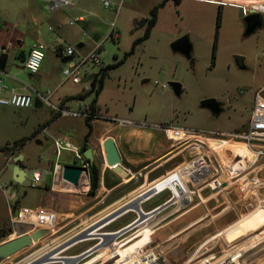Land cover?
<instances>
[{"label":"rangeland","instance_id":"rangeland-1","mask_svg":"<svg viewBox=\"0 0 264 264\" xmlns=\"http://www.w3.org/2000/svg\"><path fill=\"white\" fill-rule=\"evenodd\" d=\"M109 1L107 7L101 0H74L71 8L51 12L42 0H0V43L3 30L9 31L10 28L20 32L23 43V47L19 44V48L7 46V74L38 90L55 88L50 100L59 104L64 98L68 108L76 109L81 103L89 105L93 97L91 77L88 75L113 62L117 63L107 68L97 94L95 106L98 117L108 122H114L113 116L129 119L133 121L129 127L150 131L144 140L148 152H155L168 143L164 133L154 124L205 130H231L245 125L252 90L264 86V26L260 25L250 33L244 32L242 4H249L251 0H165L157 7L155 22L147 36L136 42L146 27V21L142 25H137V21L149 18L152 6L161 0ZM260 1L256 0L253 5H259ZM217 7L220 9L218 27L215 25ZM78 15L84 19L67 22ZM262 18L264 20V14ZM11 23L14 25L9 27ZM50 26L53 28L50 29ZM184 34L191 44L189 56L170 48V42ZM34 40L45 45L38 80L20 66L19 50L26 52ZM80 42L83 45L79 47L77 44ZM64 45H70L79 54L97 46L100 64H83L80 76L84 80L79 83L70 80L60 82L63 78L62 61L56 47ZM236 55L243 56L244 68L236 64ZM4 80L7 83L20 82L9 76H4ZM169 81L179 82V93L170 87ZM207 97L221 103V110L215 116L207 107L200 105V101ZM55 114V110L46 104L24 108L0 104V181L11 183L5 188V193L14 192L17 206L33 208L42 205L57 212L54 227H31V224L20 223L23 231L33 228L39 235L29 245L0 258V264H58L55 260L64 257L61 255L79 254L100 237L111 242L115 236L113 231L127 224L137 213L140 218L146 213L153 215L161 206L149 210L150 206L168 196V191L163 190L153 197L146 185L138 187L139 180L134 181L133 178L110 191L100 186L99 182L93 195L87 193L89 178L84 174L83 178L88 183L84 190L77 186L64 189L52 185L50 169L53 163L77 164L71 149L62 148L55 152L54 138L64 134L73 138L86 126L82 116L61 115L41 130L42 123L45 124ZM36 128L39 130L34 132ZM21 139H24L23 142L16 147L14 141ZM15 153L24 155V163L20 166L26 171L21 182H15L12 177V165L15 163L12 156ZM237 153L245 155L242 149H238ZM186 154H189V149ZM87 167L89 170V165ZM32 169L45 171L35 185L29 182ZM83 178L79 183L84 182ZM240 203L235 208L220 211L217 222H222V225L218 237L213 238L217 233L209 234L199 243H193L183 239V235H177L173 236L172 239H176L171 244L166 241L157 243L154 236L163 234L168 227L155 231L156 225L150 217L115 240L121 241L111 242L114 247L111 253L117 251L122 254L136 249L142 256V264L152 262L154 253L158 255L160 264H209L210 257L235 248L239 250L245 240L257 233L264 235V210L250 213L252 209L240 208ZM138 205L145 212L138 210ZM188 207L193 208L190 214L201 209L195 202ZM187 208L172 210L167 207L157 215L172 210L163 219L165 221ZM9 224L7 200L0 190V243L16 235V229L13 231ZM207 230L208 227H200L191 236L198 238ZM205 243L206 247L200 249ZM242 250L236 264H260L264 241L260 243L256 239ZM212 252L214 255L211 256ZM101 253V249L97 250L81 264H92L107 257L106 262L109 256Z\"/></svg>","mask_w":264,"mask_h":264},{"label":"built area","instance_id":"built-area-1","mask_svg":"<svg viewBox=\"0 0 264 264\" xmlns=\"http://www.w3.org/2000/svg\"><path fill=\"white\" fill-rule=\"evenodd\" d=\"M101 1L107 7L110 5L109 0ZM255 1H249V4L240 3L242 4L244 15L254 11L261 15L264 14V0H261L259 5H253ZM42 2L45 8L51 12L69 9L74 4V0H42ZM83 19L82 15H78L67 22L74 23ZM49 28L52 29L53 27L50 26ZM44 48L45 45L37 40L32 41L27 48V52L22 59V65L30 74L37 73L44 57ZM56 48L60 57H69L67 60L62 61L61 72L63 78L60 82L65 80H70L72 83L81 82L83 80L80 76L83 64H100L101 61L99 54L96 52L97 46L85 54L77 53L70 45ZM0 52L8 54L7 46L0 45ZM7 75L5 68L0 69V104L2 105H11L15 108L29 107L33 106L34 97H37L41 104L51 107L58 116L79 115L84 118L88 116L95 117V115L91 114L89 105L85 103L79 104L76 109H70L61 103H53L50 97L55 88L38 90L31 87L27 92L18 91L4 80L3 76ZM111 118L117 125L133 123L132 120L116 116ZM154 127L161 129L164 135L171 139L174 144H180L188 148L190 154L188 159L174 170L146 187L151 191L152 196L163 190L168 191V196L154 206H161L158 212L167 207L172 208V210L187 208L195 201V198H212L218 203L217 206L220 209L235 208V205L241 202L238 206L240 208L264 210V86L252 90L249 116L243 127L231 130H205L202 128L160 124H154ZM44 129L42 128L41 130ZM168 130H171L173 134H168ZM54 146L56 153L62 148H69L74 151L77 149L65 135L60 138H54ZM238 149L244 150L245 155L242 156L237 153ZM62 165L58 162L53 163L52 169H50L52 185L61 186L64 189H69V186L74 187L61 177ZM23 168L26 171L25 167ZM44 173L45 171L32 169L30 185H35L40 181ZM83 174L88 177V173ZM83 174L79 182L83 178ZM85 177L83 178L84 182L88 185ZM9 185L11 183L0 181V190L7 200L9 225L13 231L16 229L15 232H17L18 228H21L19 227L20 223L31 224V227L38 225L54 227L57 224V212L55 210L42 205L33 208L17 206L14 203L16 200L14 192L5 193V188ZM10 201H13V203L11 204ZM138 210L145 212L139 205ZM150 216L152 215L146 213L145 217L140 218L137 213V216L131 221L113 231L115 236L111 242L121 241L122 239L115 240L123 232L147 220ZM31 230L33 228H29L25 232L29 233ZM100 242L103 243L99 245ZM111 242L100 237L94 245L84 249L81 253L72 256L61 255L64 257L55 261L58 264H81L86 257L101 249V254L109 256L107 261L104 262L107 258L105 257L99 261L95 260L92 264H142V256L138 250L133 249L122 254H118L117 251L111 253V250H114ZM93 247L95 248L92 249ZM238 251L236 253L230 251L216 257L212 256L209 264H236L243 250ZM109 252L111 253L110 255ZM160 263L158 255L155 253L152 262L147 263L145 261V264ZM162 264H165V262Z\"/></svg>","mask_w":264,"mask_h":264},{"label":"crops","instance_id":"crops-1","mask_svg":"<svg viewBox=\"0 0 264 264\" xmlns=\"http://www.w3.org/2000/svg\"><path fill=\"white\" fill-rule=\"evenodd\" d=\"M215 1L219 2L220 0H215ZM13 25L14 23H11V26L9 27H12ZM3 31H4L2 32L3 40L2 43H0L1 46H16V42H17L20 43L21 47H23L22 37L19 31H17L15 28H10L9 31H5V30ZM80 43H81L80 46H82L83 43L82 42ZM26 52H23V54L20 56L21 61ZM60 61H61V57H60ZM7 76L20 81L17 83L14 81L8 82L9 85L13 86L18 91L27 92L32 87L29 84H27L25 81L16 78L14 75L8 74ZM32 77L35 80H38L40 79V73L37 71V73L32 74ZM60 103L66 105L65 99L62 98L60 100ZM95 112L97 114V117H94L89 121L90 131L87 136L86 146L92 147V153L95 155L94 163L96 166H98L100 171V180H99L100 186H102L107 191L113 190V188L123 184L129 178H133L134 181L139 180L138 187L141 185L148 186L152 182L159 179L160 177L174 170L178 165L186 161L188 159V155H190V154H186L188 148L180 144H174V142L171 139L167 138L166 136L165 138L168 139V143L165 144L164 147L158 149L155 152H148L145 148L144 140H145V135L150 134V131H146L145 129L138 127H129L131 126L130 124L117 125L114 122L101 120L99 118L100 116L98 117L97 110ZM59 117L60 116H56L55 118L48 120L45 124L42 123L41 125L42 127L40 129L48 127ZM86 131H87V125L85 126L84 130H82L79 133L78 136H75L73 138H71L67 134H64L65 136L68 137L69 142L77 147L76 151L72 150L74 152L75 158L76 155L82 151V143L84 141L83 136L86 133ZM108 136L113 138L120 156V162L118 165L121 167V170L118 172L114 171L111 165H107L106 163L101 162L99 159L100 156L102 155L101 143ZM37 141L39 142V140ZM16 154L18 153H15L13 156H15ZM9 157L10 156L7 155V160L10 159ZM21 160L24 163V155ZM76 160H77L76 162L77 164L81 163L80 159H76ZM85 186H86L85 182H82L79 184L78 187L84 190ZM153 197H155V195ZM161 201L155 202L154 204H152V206H150L149 209L151 210L156 208L154 206L158 205ZM194 202L197 204V206H200L201 208L200 211H197L194 214H190L193 208L188 207L186 210L180 212L179 214L165 221L163 219L166 218L169 214H171L172 210L162 215H157L158 212L157 211L156 214L154 213V215L150 216L154 221L153 224L156 225L155 231H158L161 228L168 227L163 234L154 236L157 239V243L166 241L168 242L167 244H171L176 239V238L172 239L174 238L173 236H177V235H179L180 237H182L181 235H183L184 236L183 239H189L193 243L196 242L199 243L202 239L206 237L205 235H209V234L217 233V235L214 236L213 238L218 237V232L222 225V222H217V218L221 216L220 211H222V209L220 210V208L217 206L218 203H216V201L212 198H205V199L195 198ZM130 205L135 206L132 203H130ZM129 208L130 207H128V209ZM253 211L254 210H250V213ZM156 215L158 217H155ZM162 220L164 222H162ZM203 226L208 227L209 230L201 234L198 238L195 237L192 238L191 236L192 233ZM31 232L34 234L36 233L35 235L38 234V231H35V229L31 230L29 233ZM260 237L261 238L259 239V242L262 243L264 241V235ZM32 240H34V237H32ZM209 241H207L206 243H208ZM206 243L202 247H200V249L203 248L206 245ZM233 251L238 252V249L235 248L232 250V252ZM261 252H263V256L261 258L262 261L260 264H264V250H262ZM212 253L213 254H211V256L214 255V252ZM208 256H210V254ZM208 256H206V258H208Z\"/></svg>","mask_w":264,"mask_h":264},{"label":"water","instance_id":"water-1","mask_svg":"<svg viewBox=\"0 0 264 264\" xmlns=\"http://www.w3.org/2000/svg\"><path fill=\"white\" fill-rule=\"evenodd\" d=\"M245 20V33H250L256 27L262 25V21L260 19V14L256 11L250 12L244 15ZM146 19H141V21H137V25H142ZM81 43H78L77 46H80ZM170 48L173 51H179L187 56H189L191 50V44L188 40L187 35H181L180 37L174 39L170 42ZM69 57H61V61L67 60ZM7 61V53L0 52V69H4ZM235 61L238 67L244 68L245 65L243 63V56L236 55ZM23 67V65H20ZM93 73H90L88 77H91ZM84 80V79H83ZM170 87L176 92L180 91V84L177 81H169L168 83ZM41 105V101L34 97L33 106L39 107ZM200 105L207 107L211 113L215 116L221 110V103L217 101L213 97H207L200 101ZM102 155L100 156V161L106 163L107 165H111L113 170L118 172L121 170V167L118 165L120 162V156L114 140L112 137H106L102 143ZM95 155L92 153V147L86 146L76 155V159H80V164H63L61 170V177L72 184L74 187L78 186L79 179L83 173H87L88 167L87 165H92ZM23 158V154L18 153L12 157L15 162L12 165V177L15 182H21L25 175V170L23 167L17 163L18 160ZM36 231V230H35ZM36 234V233H35ZM35 235L34 238H36ZM32 242L31 234L23 231L21 228H18L16 235L8 238L7 240L0 243V258L10 255L11 253L21 249L24 246L29 245Z\"/></svg>","mask_w":264,"mask_h":264},{"label":"trees","instance_id":"trees-1","mask_svg":"<svg viewBox=\"0 0 264 264\" xmlns=\"http://www.w3.org/2000/svg\"><path fill=\"white\" fill-rule=\"evenodd\" d=\"M175 1L178 2L179 0H175ZM164 2H165V0H161L159 3H157V4L152 6V8L150 9V17L146 19V27H145L143 35L141 37H139L138 39H136L134 42H136V41H138V40H140V39H142V38L147 36L150 27L155 22L157 7L162 5ZM219 23H220V9H219V7H217V11H216V15H215V25H216V27L219 26ZM215 40H216V37H214L213 42H212V49H211L212 58L214 56ZM116 64L117 63L113 62V63H111L109 65H106L103 68L102 67L99 68V71H98L99 72V76L97 77V73H98L97 72V73H94L91 76V78H90V91H93V97L91 98V100L89 102V107H90L91 114L95 115V117H97V114L95 112L96 111L95 101H96L97 94H98L99 90L102 87L103 77H104V75L106 73L107 68L112 67V66H114ZM56 116H58V115L55 114L51 119L55 118ZM93 118L94 117H92V116H88V117L84 118L85 123L87 125V131H86V133L83 136L84 141L82 143V149H84L86 147V140H87V136H88L89 131H90V123H89V121L91 119H93ZM37 130H39V129L36 128L34 130V132H36ZM23 140L24 139H21L19 142L14 141L15 146L17 147V144H21L23 142ZM18 162H19V165H21L22 161L18 160ZM88 178H89V188H88L87 193L90 194V195H93L95 193V190L97 189V187L99 185V180H100V171H99L98 166H96L95 164H92L89 167Z\"/></svg>","mask_w":264,"mask_h":264},{"label":"bare ground","instance_id":"bare-ground-1","mask_svg":"<svg viewBox=\"0 0 264 264\" xmlns=\"http://www.w3.org/2000/svg\"><path fill=\"white\" fill-rule=\"evenodd\" d=\"M168 132H172L171 130H168ZM29 234H31V236L32 237H35V234L34 233H29ZM259 234V235H258ZM260 236H262L260 233H257L256 235H254V236H252V237H250V238H248L247 240H245L244 241V245L242 244V246H241V250H242V248L245 246V245H250V244H252L254 241H256V239L258 240V239H260L261 237Z\"/></svg>","mask_w":264,"mask_h":264},{"label":"flooded vegetation","instance_id":"flooded-vegetation-1","mask_svg":"<svg viewBox=\"0 0 264 264\" xmlns=\"http://www.w3.org/2000/svg\"><path fill=\"white\" fill-rule=\"evenodd\" d=\"M260 19H261V21H262V25L264 26V20H263V18H262V15L260 14ZM246 25V24H245ZM19 44L20 43H17L16 42V46L19 48ZM23 54V51L22 50H19V55L21 56ZM93 164H95L94 163V160H93ZM91 165H89V167H90ZM239 250H241V248L239 249Z\"/></svg>","mask_w":264,"mask_h":264}]
</instances>
